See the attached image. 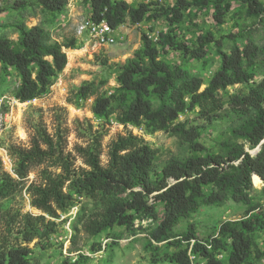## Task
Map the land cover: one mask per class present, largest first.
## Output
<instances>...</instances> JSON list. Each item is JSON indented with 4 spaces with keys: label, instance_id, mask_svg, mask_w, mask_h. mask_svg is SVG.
Returning a JSON list of instances; mask_svg holds the SVG:
<instances>
[{
    "label": "trees",
    "instance_id": "16d2710c",
    "mask_svg": "<svg viewBox=\"0 0 264 264\" xmlns=\"http://www.w3.org/2000/svg\"><path fill=\"white\" fill-rule=\"evenodd\" d=\"M67 2L35 0L36 6L53 19L65 11ZM85 2L90 6L91 19L106 20L115 29L126 21L140 24L152 12L148 3L134 6L124 0ZM192 2L177 0L175 7L162 8L160 14L166 10L170 23L176 24ZM247 3L252 15L264 16V5L258 0ZM28 6L26 0H16L12 9L22 13ZM216 18L223 22V15ZM17 30V41L0 38V62L20 78L14 96L26 103L49 92L67 66L64 48L73 49L75 43H59L42 25L28 27L19 23ZM161 36L165 45L178 48L189 60L205 62L207 46L215 45L221 63L204 88L200 76L163 61L156 44L143 34V48L118 65V87L113 92L102 94L96 83L85 82L76 97L82 101L94 98L92 111L97 117L109 120L114 116L123 126H145L151 133L176 134L190 145L191 155L172 157L158 170L157 151L129 133L111 142L108 164L103 166V134L95 131L90 143L77 149L85 165L80 168L75 166V158L66 153L60 137L38 130L30 148H19L13 154L17 178L4 171L0 162V214L7 224L6 234L0 238V264H31L34 250L29 245L35 240L42 244L56 234V220L74 208L78 212L69 250L78 257L73 262L66 257L64 264H88L89 257L75 247L80 228L93 238L116 227L135 236L140 231L147 232L145 247L157 252L162 246L173 249L164 258L173 264H258L264 258L258 243L264 232V79L246 94L227 98L221 95L230 87L253 80L249 70L262 50L249 40L242 48L234 45L225 52L223 43L213 34L199 37L192 47L176 43L174 36ZM103 62L108 63L106 59ZM196 109L211 124L222 111L227 113L231 137L221 142L219 152H210L198 141L202 136L200 126L187 127L177 122L180 115ZM48 162L60 173L47 167L41 172V182H32L26 190L31 205L42 214H27L18 221V214L12 215L4 203L26 188L33 167ZM253 180L255 185L263 182L261 190L254 187ZM229 201L245 207L241 218L222 222L205 239L197 236L194 224H189L183 234L176 233V228L202 207H220ZM158 204L164 207L162 216ZM10 221L18 224L17 232L10 229ZM90 250L101 252L102 244L94 243Z\"/></svg>",
    "mask_w": 264,
    "mask_h": 264
},
{
    "label": "rangeland",
    "instance_id": "374dc122",
    "mask_svg": "<svg viewBox=\"0 0 264 264\" xmlns=\"http://www.w3.org/2000/svg\"><path fill=\"white\" fill-rule=\"evenodd\" d=\"M15 1L0 0V38L17 41L19 38L17 25L23 23L28 27L42 25L54 40L63 45L75 43L73 49L64 48L67 66L57 76L49 92L30 102L20 103L15 98L14 93L20 85V78L12 69L0 62V162L3 170L15 178L16 158L13 154L19 148H30L38 130H45L56 139L60 137L66 153L75 158V166L80 168H84L85 165L77 149L86 147L95 131L103 134L101 156L103 166L108 164L111 142L119 135L129 133L141 137L157 151L158 170H161L172 157L191 155L190 145L176 134L164 131L151 133L145 126H123L114 116L109 120L97 117L92 111L94 98L82 101L76 97L85 82L96 83L102 94L113 92L118 87V65L124 64L143 48V34L148 35L156 44L163 61L170 65H180L191 74L200 76L205 82L202 88L221 63L215 45L211 43L207 46L205 62L189 60L178 48L165 45L161 35L174 36L176 43L185 42L192 47L198 42L199 37L213 34L223 43L225 52H229L234 45L242 48L246 42L252 40L262 50L255 66L249 70L253 73V80L247 84L230 87L227 92H221V95L227 98L232 94H246L249 88L264 79V16L258 18L252 15L247 0H207V3L200 0L195 3L194 0L193 5L184 12L182 20L173 25L167 17L166 10L163 14L160 13L163 11L162 8L175 7L177 0H124L134 6L148 3L152 12L140 24L133 25L126 21L120 25L117 28V44L106 47H94L87 35L77 34L78 24L91 14L90 6L85 0H68L65 11L56 15L54 19L50 14L41 11L35 0H26L30 6L22 13L15 12L12 9ZM258 1L264 5V0ZM219 14L223 15V22H218L216 17ZM105 59L108 61L107 64L103 62ZM226 115L227 113L222 111L216 122L211 124L204 120L196 109L180 115L177 122L187 127L200 126L202 136L198 141L210 152H219L221 142L231 137ZM47 167L55 173L61 171L50 167L49 162L33 167L27 178L26 188L4 203L5 208H10L12 215L18 214V221L27 214L34 216L42 214L31 205V198L26 190L32 182H41V172ZM253 185L261 190L263 182L259 184L256 182L255 185L253 180ZM157 209L162 216L163 205L158 204ZM77 212L78 208H74L69 214L62 215L60 220H56L59 224L58 232L42 244L35 240L29 245L34 250L31 264H64L66 257L72 258V262L77 259L78 253H70L69 250ZM244 212V206L232 201L220 207L204 206L192 218L183 221L176 228V233L181 235L189 224H194L197 236L205 239L213 234L222 222L239 219ZM6 225L0 214V238L6 234ZM17 226L18 224L12 225L10 221V229H14L13 232H17ZM11 239L14 241L16 238L13 235ZM147 240V232L140 231L135 236L121 227H116L96 238L89 237L80 228L75 247L81 249V254L89 257L88 264H173L164 259L167 253L173 252V249H168L162 244L158 252L147 249L145 247ZM94 243H101L103 250L92 253L90 249ZM258 243L264 251V232L260 234ZM153 257L158 260L155 261ZM258 264H264V258Z\"/></svg>",
    "mask_w": 264,
    "mask_h": 264
},
{
    "label": "built area",
    "instance_id": "2783aa9c",
    "mask_svg": "<svg viewBox=\"0 0 264 264\" xmlns=\"http://www.w3.org/2000/svg\"><path fill=\"white\" fill-rule=\"evenodd\" d=\"M77 34L89 38L94 47L114 46L117 44V29L103 20L96 22L91 17L84 18L77 26ZM193 258V257H192Z\"/></svg>",
    "mask_w": 264,
    "mask_h": 264
},
{
    "label": "water",
    "instance_id": "95a60500",
    "mask_svg": "<svg viewBox=\"0 0 264 264\" xmlns=\"http://www.w3.org/2000/svg\"><path fill=\"white\" fill-rule=\"evenodd\" d=\"M263 143H264V141H263ZM259 150H260V147L254 153L258 152Z\"/></svg>",
    "mask_w": 264,
    "mask_h": 264
},
{
    "label": "bare ground",
    "instance_id": "6f19581e",
    "mask_svg": "<svg viewBox=\"0 0 264 264\" xmlns=\"http://www.w3.org/2000/svg\"><path fill=\"white\" fill-rule=\"evenodd\" d=\"M254 177H256V176H254Z\"/></svg>",
    "mask_w": 264,
    "mask_h": 264
}]
</instances>
